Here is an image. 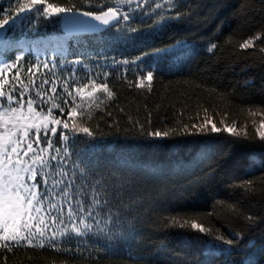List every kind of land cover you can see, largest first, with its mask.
Segmentation results:
<instances>
[{
    "label": "trees",
    "instance_id": "1",
    "mask_svg": "<svg viewBox=\"0 0 264 264\" xmlns=\"http://www.w3.org/2000/svg\"><path fill=\"white\" fill-rule=\"evenodd\" d=\"M106 1L91 0L88 4L83 0H49L59 6L74 4L90 11L96 10L93 5ZM174 3L176 7L171 6L167 15L180 12L181 18L168 21L162 30L152 28L140 34L141 39L132 41L127 50L140 55L177 40L192 42L191 48L173 67L157 68L151 91L136 87V81L129 77L108 76L106 82L114 98L108 100L104 96L96 100L100 108L95 104L88 108L91 120L77 118L97 134L95 140L65 130L70 136L68 143L75 149L72 159L86 154L88 163L95 166L85 173L77 171V177L84 178V190L96 185L98 190L120 192L119 199H112L103 210H97L104 216L110 208L113 213H119L122 220L135 225L138 232L136 253L143 258L136 253L129 259L126 253L106 255L99 252L105 241L89 234L73 239L80 244L89 239L88 250L79 253L48 248L0 250V264H5V257L7 264H248L249 261L264 264V169L248 168L250 156L264 161V143L258 139L252 125L253 120L258 125L264 116H251L248 112L249 109L264 112V53L261 52L264 49V0H177ZM147 22L140 24V30L149 29L152 20ZM30 23L35 37L60 28L59 24L53 25L41 17ZM257 34L261 38L253 47L240 48V44ZM74 37L77 40L72 41L70 49L75 57L83 52L100 53L94 39L96 35ZM212 43L217 47L209 51ZM249 80L251 82L245 85ZM38 87L41 88V84ZM59 89L61 87H57L58 95ZM43 90L49 92V86L43 85ZM63 98L72 103L70 98ZM57 102L63 107L62 100ZM88 103L77 97L76 104L80 105L77 111H84ZM66 112L67 109L65 116H61L54 110L53 116L63 120ZM206 115L217 127H222L221 119L229 126L235 121L238 129L247 125L252 139L228 145L229 161L221 162L202 184L192 185L190 181L200 179L209 171L207 166L191 167L205 141L222 142L228 134L177 131L166 138H153L146 133L178 128L177 120L191 128L192 124L202 123ZM149 119L151 124L147 123ZM140 124L145 125L144 131ZM52 141L55 146H62L59 130ZM33 147H37L35 143ZM41 147H46L43 134ZM153 169L156 170L154 174ZM245 169L250 174L245 175ZM241 179L253 182L252 192L245 193L234 186ZM40 181L38 175L34 183L40 184ZM76 183L80 184L81 180L77 179ZM249 216L252 220L247 219ZM168 217L196 219L210 229L211 234L170 226ZM108 227L113 229L112 224ZM113 231L118 234L124 228L117 227ZM234 233H239L240 238ZM218 236L232 239L233 244L221 246L215 239ZM161 242L167 245L166 249L160 250ZM210 244L217 245L219 251L208 250Z\"/></svg>",
    "mask_w": 264,
    "mask_h": 264
},
{
    "label": "snow or ice",
    "instance_id": "2",
    "mask_svg": "<svg viewBox=\"0 0 264 264\" xmlns=\"http://www.w3.org/2000/svg\"><path fill=\"white\" fill-rule=\"evenodd\" d=\"M14 3L16 6L11 7L10 4L9 9L0 7V15L3 17L0 18V39L6 40V32L14 31L18 25H23L25 21L31 22L36 17L55 20L69 28V22L77 21L76 18L79 14L99 22V25H92L94 29L103 30L99 29V26H107L108 30L116 29L126 39L135 41L141 39L140 30L135 27L120 28L121 21L128 22L139 17L151 18L155 15L156 19L152 20L149 27L162 30L168 21L179 20L183 15L180 12H176L174 15L164 14L165 5L176 7L173 0H164L163 3L157 2V0H108L110 6L105 8L103 4H95L93 5L96 8L95 11H82L81 7L74 4L59 6L49 0H14ZM83 3L91 4V0H83ZM158 9L162 11H157ZM260 38V35L257 34L240 44V48L253 47L255 41ZM184 44V41L177 40L173 44L152 48L151 51L142 52L137 56L135 60L141 62L140 66L144 68V75L138 78L135 86L151 91L154 72L157 70L155 60L159 54ZM216 47L217 45L212 43L209 51ZM261 52L264 53V49H261ZM21 60H23V56H17L12 62L0 60V77H3L0 78V101H2L0 102V129H2L0 130V250L13 252L14 249L21 248H48L56 252H72L71 247L64 245L71 244L74 238H82L91 234L100 236L105 241L104 246L100 248L101 252L106 255L126 253L127 257L131 259L138 247V232L135 225L131 221L122 220L120 214L113 213L110 208L104 212V216H101V211L97 210H103L110 200L119 199L120 192L118 190L106 191L103 188L98 190L96 185L84 190V178L77 177V171L85 173L86 169L91 170L95 166L88 163L86 154H78L77 160L72 159L75 149L68 143L70 136L65 131L68 130L73 135L82 133L95 140L97 134L89 127L84 126L83 123L78 122L77 118L92 119V113L88 111V108L92 104H95L97 109L100 108V104L96 103V93L102 92L108 100L114 98L115 94L106 82L108 73H104L101 77L105 82L99 84L96 83L95 78L89 77L83 87L74 88L75 95L68 87L69 82L74 79V74L70 73L69 77L64 79L63 89L59 95L57 94L56 81L50 82L48 79H43L41 88L34 89L36 99L34 100L31 95H28L25 101L29 85L20 81V72L17 71L13 77L14 83H10L9 79L4 76L5 70L10 72L17 68ZM117 63L127 64L128 61ZM50 64L52 68H56L54 61H38L28 69V72L35 75L32 68L38 71L42 65L48 69ZM99 75L97 74V76ZM250 82L249 80L244 83L247 85ZM5 85H8L7 92L3 90ZM43 85H48L50 91L46 93L43 90ZM89 87H91V91H86ZM13 93L16 95L14 96ZM65 96L71 99V104H69V99L63 98ZM77 97L81 101L85 99L89 101L84 111H77L80 107L76 104ZM60 100H62L63 107L61 103L57 102ZM13 104L16 106L13 107ZM37 106L42 110L47 106V114H42V111L38 112ZM66 109V119L61 120L53 116L54 110H58L61 116H65ZM121 111L123 110L121 109ZM204 111L207 113V109ZM248 112L251 116H264V112L257 113L252 109H249ZM108 115L111 116V113L109 112ZM150 116L151 113H149ZM147 123L151 124V120L149 119ZM176 123L179 125L178 128L164 131L156 129L146 134L153 138H166L175 135L177 131H182V134L190 132H224L228 134V137L222 142L205 141L191 167L202 169L207 166L209 171L200 179L190 181L192 185L202 184L213 175L221 162L226 164L229 161L231 153L226 151L228 145L242 144L252 139L247 132V125L238 129L235 121L232 122V126H229L221 119L222 127H217L207 115L203 118L202 123L192 124L191 128L189 124L180 120H177ZM252 125L256 136L264 143V118L259 121L258 126L255 120L252 121ZM139 126L142 131L145 130L144 124ZM58 130L62 146H55L52 141ZM41 134H43L46 147H41ZM34 143L36 148L33 147ZM24 157H29V159L26 160ZM255 167L264 169V161L250 156L248 168ZM155 171V169L151 170L153 174ZM244 174H250L248 169L244 170ZM38 175L41 177L40 184L34 183ZM77 179L81 180L80 184L76 183ZM29 180L33 183H29ZM252 184L251 180L241 179L239 184L234 186L241 188L245 193H250L253 191ZM41 185H43L42 190ZM74 196L81 198L74 199ZM166 219L170 226L211 234V230L198 223L196 219L181 220L178 217ZM247 219L252 220V217L249 216ZM109 224L113 225V229L121 227L124 228V231L117 234L113 229H109ZM233 235L237 239L240 238L239 233ZM215 239L220 242L221 246L233 244L232 239H225L223 236H218ZM166 247L167 245L161 242L160 250L166 249ZM75 252H81L80 247L77 246ZM139 258H143L142 255H139ZM5 264H7L6 257ZM248 264H252V262L249 261Z\"/></svg>",
    "mask_w": 264,
    "mask_h": 264
},
{
    "label": "rangeland",
    "instance_id": "3",
    "mask_svg": "<svg viewBox=\"0 0 264 264\" xmlns=\"http://www.w3.org/2000/svg\"><path fill=\"white\" fill-rule=\"evenodd\" d=\"M176 1L177 0H173V2ZM157 2L163 3L164 0H157ZM10 4L11 7L16 6L14 0H11L8 4L0 3V7L9 9ZM102 4L105 6V8L110 6L108 1ZM133 7L135 6L133 5ZM170 9L171 5H165V9L163 10L164 14L167 15ZM157 11L162 10L158 9ZM0 18H3L2 15H0ZM37 18L40 17H36L34 20ZM154 19H156L155 15H153L151 18H133L128 22H121L119 27H135L140 30V24L143 25V22H149ZM50 21L53 25H60V23L55 22V20ZM30 28L31 23L25 21L23 25H18L14 31L6 32L5 35L7 39H3L0 43H3L0 46V60L12 62L17 56H23V60L19 62L17 68L12 69L10 72L5 70L4 76L9 79L10 83H14L15 81H13V77L16 75L17 71L20 72V81L29 85V92L25 95V101L27 100L28 95H31L34 100L36 99L34 89L39 88L38 85L41 84L43 79H48L50 82L55 80L57 87H61L59 90L62 91L63 81L69 77L70 73L74 74V79L69 82L68 87L74 95V88L83 87V85L88 82L89 77L95 78L96 83L99 84L105 82L101 78L104 73H108V76L116 74L117 76H123L125 78L129 77L130 80L136 82L140 76L144 75V68L140 66L141 62L135 60V58L139 55L133 54L127 50V46H130L132 40L126 39L123 35L118 33L116 29H107L99 34H95L96 37H94V39L97 40L99 46L98 51L100 53L93 54L92 52H83L78 57H75L74 53L70 49L71 40H77L75 37L66 34L61 28H59L54 29L51 33L43 34L40 37L35 38L32 35ZM152 28L153 27H149L148 30L144 31L140 30L139 35L150 32ZM182 41L185 42L184 45L169 49L166 53L159 54V57L155 60L157 68H159V66L164 68L173 67L183 56V53L186 52L187 49H190L193 45V43L190 41ZM125 60L128 61L127 64L117 63ZM38 61H54L56 63V68H52L50 64L49 68L45 69L41 65L38 71L37 69L32 68V72L35 73V75H31L28 72V69ZM76 61L80 62L75 63ZM97 74L100 75L97 76ZM3 90L7 92L9 90L8 85H5ZM86 91H91V87L86 89ZM13 95L16 94L13 93ZM95 95L97 100H100L104 97L102 92H98ZM16 98L19 99L18 96H16ZM36 110H39L38 112L42 111V114H47L46 106L43 110L37 106ZM25 179L27 180L28 177L26 176ZM85 239L87 238H84V240ZM86 244L90 245L91 241L88 239L81 242L80 244L79 242H75L73 240L71 244H65L64 246L71 247L73 250H75L77 246L80 247L81 250H88L89 245ZM98 250L101 252L100 249ZM208 250L216 252L219 251V249L213 247L212 244L208 246Z\"/></svg>",
    "mask_w": 264,
    "mask_h": 264
},
{
    "label": "water",
    "instance_id": "4",
    "mask_svg": "<svg viewBox=\"0 0 264 264\" xmlns=\"http://www.w3.org/2000/svg\"><path fill=\"white\" fill-rule=\"evenodd\" d=\"M82 11H90L86 9H81ZM77 21H70L69 22V28L65 27V25L61 24L62 29L67 34H91V33H98L107 28V26H99V29L103 30H97L92 27V25H99V22L92 21L90 17H85L82 15H77ZM80 22H86V23H80ZM2 39H0L1 41Z\"/></svg>",
    "mask_w": 264,
    "mask_h": 264
},
{
    "label": "bare ground",
    "instance_id": "5",
    "mask_svg": "<svg viewBox=\"0 0 264 264\" xmlns=\"http://www.w3.org/2000/svg\"><path fill=\"white\" fill-rule=\"evenodd\" d=\"M2 44H3V43H2ZM2 44H0V46H1Z\"/></svg>",
    "mask_w": 264,
    "mask_h": 264
}]
</instances>
